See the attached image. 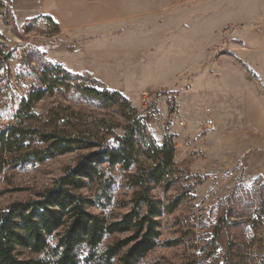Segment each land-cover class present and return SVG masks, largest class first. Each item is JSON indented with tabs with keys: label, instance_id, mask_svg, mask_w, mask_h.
Instances as JSON below:
<instances>
[{
	"label": "rangeland",
	"instance_id": "374dc122",
	"mask_svg": "<svg viewBox=\"0 0 264 264\" xmlns=\"http://www.w3.org/2000/svg\"><path fill=\"white\" fill-rule=\"evenodd\" d=\"M57 1L50 0V5L57 3L59 14L66 12L65 6L64 18H69L71 6L85 9V0ZM91 1L93 22H63V26L50 16L33 17L19 25L12 14V2L0 0V130L18 121L19 104L34 84L27 75L28 66L36 65L40 70L41 61L46 62L79 77L81 80L76 82L85 87L120 94L104 83V76H109L108 82L124 92L120 96L143 119L141 124L155 147L162 145L165 135L172 137L180 182L166 194L154 189V199L166 204V200H173L183 188L191 186L187 199L172 214L157 219L159 245L138 264H224L228 247L229 264H264V220L257 223L254 214L257 204L264 201V87L230 52L228 28L221 37L217 33L198 37L174 31L172 22L171 30L151 33L148 39H144L148 34L142 35L131 45V41L119 38L106 50L104 34L117 28V15L112 10L109 20L104 21V0ZM138 2L144 12L147 7L155 12L168 8L165 1ZM144 19L140 17V21ZM162 34L166 35L163 40ZM32 50L39 53L37 63L33 53L29 57ZM104 52L110 57L108 66H104ZM193 100L199 104L189 110ZM99 104L76 92L66 97L56 93L44 97L33 110L44 122L51 108L65 106L76 114L77 119L73 116L70 121L81 131L103 137L109 131L111 137H122L126 117L132 112L105 109ZM212 108L217 116L216 128L205 125L207 119H214ZM184 114L195 119L186 123ZM199 117L201 123L196 124ZM246 151L251 152L250 157L243 159L241 155ZM88 153L74 151L0 172V212L14 202L36 199ZM141 154L138 162L149 164ZM98 171L100 179L87 183L78 193L93 202L87 209L89 213L106 221L117 220L130 207L132 189L126 187L125 179L130 171L106 162L99 165ZM104 182L108 186L106 195L102 192ZM228 206L239 214L235 221L255 220L256 224L247 222L242 230L233 227L223 231L213 251L211 246L205 249L215 217ZM125 237L105 238L102 247ZM50 240L55 243L57 238ZM78 253L80 264H90L85 260L87 252L81 249ZM30 257L24 252L23 259Z\"/></svg>",
	"mask_w": 264,
	"mask_h": 264
},
{
	"label": "trees",
	"instance_id": "16d2710c",
	"mask_svg": "<svg viewBox=\"0 0 264 264\" xmlns=\"http://www.w3.org/2000/svg\"><path fill=\"white\" fill-rule=\"evenodd\" d=\"M32 53L37 63L39 53L32 50L29 57ZM24 60L27 64V55ZM40 65V70L36 65L28 66L27 75L34 84L19 104L17 123L0 130V172L25 162H43L74 151L90 153L81 155L74 168L67 169L52 188L38 193L36 199L14 202L0 212V264H80L78 251L81 249L87 252L85 260L90 264H138L159 245L157 219L163 214H172L191 192V186L183 188L173 200H166V204L152 195L156 188L166 194L180 182L181 171L174 163L172 137L165 135L162 145L155 147L141 124L143 119L137 117L120 94L85 87L76 82L81 80L79 77L46 62L41 61ZM74 92L95 99L105 109L132 112L126 117L128 123L122 137H111L109 131L104 137L81 131L70 121L73 116L77 119L76 114L65 106L51 108L44 122L34 113V105L44 97L56 93L66 97ZM140 153L149 164L138 162ZM103 162L130 171L125 178L126 187L132 189L130 207L114 221L89 213L87 209L93 202L78 193L87 183L100 179L98 167ZM107 188L104 182L105 195ZM256 207L254 214L258 223L264 220V201ZM236 215L239 214H234L228 206V210L215 217L212 237L204 243L205 249L210 250L211 246L213 251L223 231L233 227L242 230L247 222L256 224L255 220L235 221ZM121 235L127 237L102 247L105 238ZM53 237L57 238L55 243L50 240ZM24 252L31 257L23 259ZM228 252L229 247L224 264H229Z\"/></svg>",
	"mask_w": 264,
	"mask_h": 264
},
{
	"label": "crops",
	"instance_id": "0c3cea01",
	"mask_svg": "<svg viewBox=\"0 0 264 264\" xmlns=\"http://www.w3.org/2000/svg\"><path fill=\"white\" fill-rule=\"evenodd\" d=\"M10 1L12 2L13 17L19 25L27 19L38 16H50L63 26V22L65 25L68 23L75 25L94 21V13L92 12L94 9H90L93 2L91 0H85V9L83 10L69 7V18H64L67 12L65 6L66 12L59 14L56 9L60 6L57 3L54 6L50 5V0ZM138 1L104 0L102 2L104 4V21L109 20V14L113 13L112 10H114L118 21L116 25L119 24L116 29L104 34V49L108 50L111 44L119 41V38L131 41L129 43L131 45L137 42L142 35L148 34L144 37V39L146 37L148 39L151 33L171 30L172 22H174V31L186 33V35L194 33L198 37L205 33H217L221 37L222 31H226L228 28L226 39L230 44V52H233L235 57L246 65L248 71L250 69L251 72H249L255 79L261 81L260 85L264 87V0H179V2L178 0H160L165 1V6H168L162 12L151 11L148 7L147 11L144 12ZM56 2L58 1L56 0ZM148 11L152 13L149 14ZM140 17L142 19L149 18L140 21ZM148 19L150 20L148 21ZM165 36L162 34L160 38L163 40ZM237 44H239V48L236 47ZM232 47L234 48L232 49ZM109 63L108 52H104V66H108ZM108 81H110L109 76H104V83L109 90L124 95L118 86ZM196 101L198 100L192 101V106L188 104L189 110H193V106L194 108L198 106L199 103ZM184 115L186 123L195 119L194 117L189 118L188 114ZM212 115L211 118L214 119H211V126L216 128L217 116L213 108ZM200 121L201 118L199 117L196 124L201 123ZM250 153L246 151L241 157L248 159Z\"/></svg>",
	"mask_w": 264,
	"mask_h": 264
},
{
	"label": "built area",
	"instance_id": "2783aa9c",
	"mask_svg": "<svg viewBox=\"0 0 264 264\" xmlns=\"http://www.w3.org/2000/svg\"><path fill=\"white\" fill-rule=\"evenodd\" d=\"M205 125H206V127H211V125H212V121H210V120H206L205 121Z\"/></svg>",
	"mask_w": 264,
	"mask_h": 264
}]
</instances>
